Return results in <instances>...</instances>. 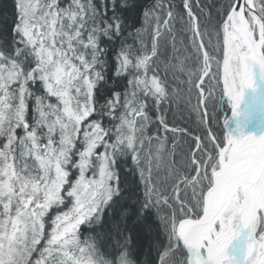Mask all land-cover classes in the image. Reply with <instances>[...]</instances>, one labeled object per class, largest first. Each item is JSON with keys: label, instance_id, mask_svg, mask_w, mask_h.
<instances>
[{"label": "snow or ice", "instance_id": "snow-or-ice-1", "mask_svg": "<svg viewBox=\"0 0 264 264\" xmlns=\"http://www.w3.org/2000/svg\"><path fill=\"white\" fill-rule=\"evenodd\" d=\"M0 264H264V0H0Z\"/></svg>", "mask_w": 264, "mask_h": 264}]
</instances>
